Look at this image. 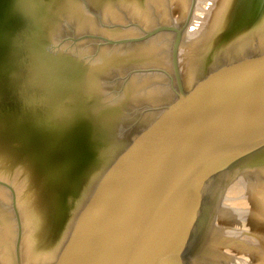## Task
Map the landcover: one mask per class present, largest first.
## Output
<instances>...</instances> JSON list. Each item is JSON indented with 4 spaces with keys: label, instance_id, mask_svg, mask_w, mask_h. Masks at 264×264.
Segmentation results:
<instances>
[{
    "label": "water",
    "instance_id": "1",
    "mask_svg": "<svg viewBox=\"0 0 264 264\" xmlns=\"http://www.w3.org/2000/svg\"><path fill=\"white\" fill-rule=\"evenodd\" d=\"M0 264H264V0H0Z\"/></svg>",
    "mask_w": 264,
    "mask_h": 264
}]
</instances>
